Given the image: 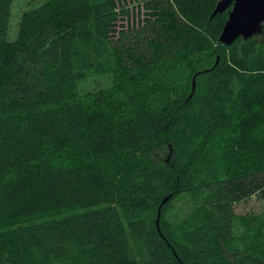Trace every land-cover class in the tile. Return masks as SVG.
I'll use <instances>...</instances> for the list:
<instances>
[{
  "label": "trees",
  "instance_id": "trees-1",
  "mask_svg": "<svg viewBox=\"0 0 264 264\" xmlns=\"http://www.w3.org/2000/svg\"><path fill=\"white\" fill-rule=\"evenodd\" d=\"M13 1L0 0V264H138L132 233L142 264H264L233 235L234 206L264 200V40L221 45L219 0H134L144 24L121 30L122 0H49L10 40ZM236 86L263 101L251 143L234 139ZM169 149L170 163L154 159ZM198 190L149 226L166 196Z\"/></svg>",
  "mask_w": 264,
  "mask_h": 264
},
{
  "label": "rangeland",
  "instance_id": "rangeland-1",
  "mask_svg": "<svg viewBox=\"0 0 264 264\" xmlns=\"http://www.w3.org/2000/svg\"><path fill=\"white\" fill-rule=\"evenodd\" d=\"M49 0H14L11 7V20L9 29V39L15 40L18 36L20 20L24 13L33 10ZM129 11L128 20L120 21L123 28L126 29L127 24H144L146 14L142 6H138L134 0H122L120 6ZM209 65L206 66L208 68ZM111 83V77L103 78H87L77 84V89L82 93L95 92L104 89ZM236 92L244 99L243 105L247 113H241L236 116V121L232 128L235 141H253L251 129H249L250 120H258L257 109L263 103L261 98L248 97L243 94L239 86H236ZM200 94V90H199ZM173 156L172 150L159 151L155 154L154 159L159 163H170ZM199 190L186 200L171 201L166 205H162L160 211L158 207L160 203L152 208L149 215L148 224L150 227L160 229L165 223L172 219L181 217L186 209L198 199ZM235 218L233 220V235L235 246L245 248L248 251L264 256V200L252 197L244 202L234 206ZM6 242L1 241L0 246L5 249ZM130 255L138 264H142L147 258V251L144 241L140 234L132 233L130 236Z\"/></svg>",
  "mask_w": 264,
  "mask_h": 264
},
{
  "label": "water",
  "instance_id": "water-1",
  "mask_svg": "<svg viewBox=\"0 0 264 264\" xmlns=\"http://www.w3.org/2000/svg\"><path fill=\"white\" fill-rule=\"evenodd\" d=\"M227 10H229L227 19L218 38L221 45L229 47L237 39L243 41L249 39L264 40V0H219L215 5L211 18ZM217 62L218 57L210 69L196 72L193 75L191 91L186 101H189L195 92L196 77L212 71ZM168 200L169 196L162 199L158 211ZM157 230L159 231L158 228Z\"/></svg>",
  "mask_w": 264,
  "mask_h": 264
}]
</instances>
